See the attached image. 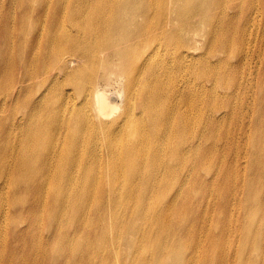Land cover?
<instances>
[{"label":"bare ground","instance_id":"1","mask_svg":"<svg viewBox=\"0 0 264 264\" xmlns=\"http://www.w3.org/2000/svg\"><path fill=\"white\" fill-rule=\"evenodd\" d=\"M258 66L260 109L264 0H0V241L23 242L10 264L46 259L39 234L51 231L48 222L80 234L76 247L62 236L68 263L93 264L87 252L112 242V232L127 247L141 240L140 188L154 195L178 168L186 177L168 186L188 183L208 162L202 140L213 124L233 125L231 104L214 110L218 97L251 88ZM255 202L260 211L261 189ZM169 217L151 216L158 233L143 236L158 249L153 264L178 255ZM37 218L43 226L34 227Z\"/></svg>","mask_w":264,"mask_h":264},{"label":"rangeland","instance_id":"2","mask_svg":"<svg viewBox=\"0 0 264 264\" xmlns=\"http://www.w3.org/2000/svg\"><path fill=\"white\" fill-rule=\"evenodd\" d=\"M258 67L250 78L251 88L244 86L239 96L227 100L218 97V106L214 110L231 104L229 114L234 117L233 125L230 120L213 124L212 138L202 140L209 148L208 162L192 172L188 183L168 186L172 179L183 180L186 177V173L182 174V168H178L163 176L162 184H165L161 188L154 187V195H151L150 189L141 187L139 190L147 199L140 204L144 209V215L139 217L138 222L140 234L154 237L158 227L151 216H170L167 223H171L173 237L169 244L170 248L178 252L172 264H217L218 255H222L220 264H264V219L260 220V212L264 215V206L259 211L255 202V193L259 189L264 196V147L263 151L261 147V144L264 146V138H258L264 136V114L256 116L257 110L264 106V101L260 109L254 106L258 90L254 87V81L257 83L261 76ZM237 76L235 73L221 84L231 86ZM116 95L112 92V100L117 98V102L121 101ZM258 116L262 117V122L257 121ZM229 132L235 138H229ZM256 143L260 144L259 152L254 150ZM192 161L190 158L189 163ZM258 162L260 169L257 167ZM246 199L253 200L248 202ZM131 206L137 208V204ZM143 216L147 218L143 219ZM38 218L34 227L44 224ZM48 223L52 226L51 231L39 234L47 254L46 259L40 260L39 264H75L74 259L73 263H68L71 246L62 236L71 237L72 245L76 247L80 234L68 227L61 234L62 228L57 222ZM18 227L28 230L25 221H19ZM255 230L259 231L255 237L257 241L253 240ZM109 236L114 240L104 248L96 247L87 252L86 256L92 259L93 264H103L104 259L110 264L154 263L158 249L149 245L148 237L143 239L142 236L141 240H134L133 245L127 247L128 242L123 240V236L118 237L113 232ZM134 236L130 235L131 238ZM1 243L2 240L0 252L5 251L10 259H4L0 264H10L12 256L23 242L11 237L5 245Z\"/></svg>","mask_w":264,"mask_h":264}]
</instances>
